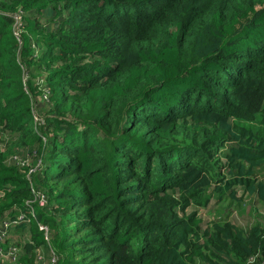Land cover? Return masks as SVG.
<instances>
[{"label": "trees", "instance_id": "1", "mask_svg": "<svg viewBox=\"0 0 264 264\" xmlns=\"http://www.w3.org/2000/svg\"><path fill=\"white\" fill-rule=\"evenodd\" d=\"M3 222L16 264H264V0H0Z\"/></svg>", "mask_w": 264, "mask_h": 264}, {"label": "rangeland", "instance_id": "2", "mask_svg": "<svg viewBox=\"0 0 264 264\" xmlns=\"http://www.w3.org/2000/svg\"><path fill=\"white\" fill-rule=\"evenodd\" d=\"M212 200L205 207L198 208V212L197 213H198V216L201 218L202 221H205L206 219H208L209 217H211L212 214L214 213V208L218 206L216 204V202L215 201H212ZM223 203L226 204V202H223ZM247 206H248V203H245L243 205V211L240 212V213H237V212L231 210V212L229 214V219L231 221H233L234 223H236V224L245 225L248 222V219L250 218L249 217V212H247L248 211ZM222 208H223V206H222ZM259 209H260V207H259ZM262 210H261V212H262ZM15 223L17 224L19 222L17 221ZM4 235L11 238L10 232H8V231H6L4 233ZM2 238H3V235L1 237V239ZM27 238H28V234L27 233H24L23 237H21V236L19 237V240H22V239L23 240H26ZM11 241H12V239H11ZM8 247H9L8 248L9 252H8V254H6V260L8 261L9 264H16L15 263L16 260L14 258V254L15 253L13 251V247L10 246L9 244H8ZM45 257H47V254L46 253H45ZM40 259H41V257H40Z\"/></svg>", "mask_w": 264, "mask_h": 264}, {"label": "built area", "instance_id": "3", "mask_svg": "<svg viewBox=\"0 0 264 264\" xmlns=\"http://www.w3.org/2000/svg\"><path fill=\"white\" fill-rule=\"evenodd\" d=\"M10 222V221H9ZM9 222H3V224L0 226V239H1V237H2V235L4 234V232H5V227L7 226V225H9ZM16 221H14V220H12L11 221V224H13V223H15ZM40 227H41V225H40ZM8 252H9V250L7 249L6 251H3V250H1V256L5 259L6 258V254H8Z\"/></svg>", "mask_w": 264, "mask_h": 264}]
</instances>
